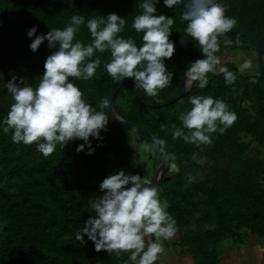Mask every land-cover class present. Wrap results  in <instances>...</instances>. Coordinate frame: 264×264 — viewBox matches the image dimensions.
<instances>
[{
  "label": "trees",
  "instance_id": "obj_1",
  "mask_svg": "<svg viewBox=\"0 0 264 264\" xmlns=\"http://www.w3.org/2000/svg\"><path fill=\"white\" fill-rule=\"evenodd\" d=\"M143 2L0 0V264H132L130 253L117 256L115 252H96L86 235V243L81 244L76 233L94 215L89 200L103 195L99 185L104 178L123 169L126 174H139L150 180V172L142 166L134 142H146L155 149L158 155L150 151L153 173L163 159V151L141 133L109 118L107 131L101 132L103 140L90 138L92 155L87 154V145L84 151H76L84 143L77 139L64 149L57 145L53 154L44 157L37 151L36 143H14L11 132H3L2 121L13 103L6 83L15 76L17 82L24 78L27 86L35 88L44 73L46 58L55 51L45 41L33 53L29 45L34 37L27 36L30 28H37L36 35L47 34L50 29H64L73 15H82L85 24L75 38L86 45L92 40L87 20L116 12L126 19L124 31L118 35L133 38L139 47L143 33H137L131 25L134 17L142 14ZM217 2L226 7L227 16L237 19L235 26H247L264 39V0ZM155 6V15L174 19L170 40L175 52L171 59H165L173 80L156 96L164 99L177 89L200 50L185 31L187 22L181 19L183 4L170 9L159 0ZM226 40L231 44H226ZM236 51L250 53L251 58L257 59V47L247 37L230 32L220 38L216 55L222 66L236 73L233 84H226L222 74L209 73V83L203 89L195 82L173 103L151 106L131 81L122 85L113 99L119 115L165 141L180 168L178 173H170L167 168L157 187L162 205L177 222V237L170 239L171 244L178 246L180 255L191 259L187 264H226L223 256L228 250L234 251V247L226 245L229 240L234 244H246L250 236L264 240V77L257 60L253 61L255 71L241 74L239 63L227 57V53ZM95 57L100 58L101 65L93 78L85 81L70 77L69 81L78 86L87 103L100 111L101 99H106L108 89L117 80L104 68L110 62V50L96 52ZM192 95L222 99L228 110L238 116L224 134L211 135L210 145L198 147L182 138L172 139L173 125L182 127L180 113L192 107ZM194 153L205 158V163H196L192 159ZM189 173L195 177L192 183H187Z\"/></svg>",
  "mask_w": 264,
  "mask_h": 264
},
{
  "label": "clouds",
  "instance_id": "obj_2",
  "mask_svg": "<svg viewBox=\"0 0 264 264\" xmlns=\"http://www.w3.org/2000/svg\"><path fill=\"white\" fill-rule=\"evenodd\" d=\"M158 2L144 0L140 4L142 14L134 17L132 28L143 33L139 47L133 38L118 35L124 31L126 19L116 12L87 20L92 40L86 45L75 38L80 26L85 24L82 15H73L64 29H50L47 34L36 35L37 28H30L27 36L34 37L29 45L33 53L45 41L55 51L46 58L44 73L35 88L27 86L24 78L17 82L15 76L6 83L13 103L2 121L3 132H11L16 144L36 143L37 151L44 157L53 154L57 145L64 149L77 139L84 143L76 151H84L87 145V154L92 155L90 138L103 140L101 132L107 131L109 112L104 109H109V101L102 98L98 105L101 110L97 111L83 99L82 91L69 78L85 81L93 78L101 65L99 57L93 58L95 53L110 50L111 59L104 68L112 79L131 78L148 97H155L159 90L167 88L174 75L165 64V59H171L175 52L174 42L170 40L174 19L155 15ZM163 3L170 9L183 4L185 11L181 19L187 22L185 31L205 57L195 60L185 70V88L199 82L198 86L203 89L209 83V73L222 74L226 84H233L236 73L222 66L216 53L220 50V37L234 28L237 19L227 16L226 7L217 0H163ZM225 43L231 44V41ZM252 67L253 60L245 59L238 65V71L243 74ZM189 103L190 110L179 115L182 127L173 125V140L182 138L185 143L198 147L210 145L213 133L224 134L238 119L222 99L192 95ZM144 148L150 150L147 144ZM192 159L198 164L205 163V158H198L195 153ZM167 168L170 173L180 171L174 156L167 162ZM186 179L192 183L195 177L189 173ZM99 189L103 195L89 200L94 215L76 233L77 241L85 244L86 235L96 252L106 251L109 255L115 252L117 256L130 253L128 259L132 264H155L164 255L161 238L170 240L178 232L176 220L158 197V187L144 176L126 174L120 169L104 178Z\"/></svg>",
  "mask_w": 264,
  "mask_h": 264
},
{
  "label": "water",
  "instance_id": "obj_3",
  "mask_svg": "<svg viewBox=\"0 0 264 264\" xmlns=\"http://www.w3.org/2000/svg\"><path fill=\"white\" fill-rule=\"evenodd\" d=\"M233 32L240 35H243L247 37L249 40H251L257 47V61L259 65L260 74L264 77V39L259 37L251 28L247 26H234L232 30H230L228 33ZM227 34V33H226ZM221 38V37H220ZM202 52L199 51L198 55L192 60L194 62L197 59H204ZM191 62V63H192ZM190 63V65H191ZM189 65V66H190ZM185 77L183 76L179 82V85L177 89L168 97L164 99H158L155 97H148L146 94H143L148 101V103L151 106H164L170 103H173L177 99L183 97L188 89L185 88ZM133 79L126 78L121 81H116L107 91L106 93V99L109 101V109L107 110L109 112V118L111 121H113L115 124L126 127L128 129L134 130L138 133H141L144 137L148 139L149 142L154 144L158 149H161L164 153L163 159L158 166V168L153 173L152 177L150 178V181L153 183V186H158L160 184V180L162 176L164 175L165 171L167 170V162L171 159V153L169 149L164 145L158 143V139L146 128L141 127L139 125L133 124L130 121L123 118L121 115H119L113 106V99L120 87L124 85L127 82H131ZM194 85V84H193ZM118 118V119H117ZM155 238L153 237V240ZM163 254H161L158 258V260L155 262V264H161L162 263Z\"/></svg>",
  "mask_w": 264,
  "mask_h": 264
},
{
  "label": "rangeland",
  "instance_id": "obj_4",
  "mask_svg": "<svg viewBox=\"0 0 264 264\" xmlns=\"http://www.w3.org/2000/svg\"><path fill=\"white\" fill-rule=\"evenodd\" d=\"M227 57L230 60L237 61L239 64H241L245 59H252L254 62L257 63L256 61L257 59L255 57L251 58L252 55L244 51L227 53ZM255 65L256 64L253 63V67L251 71H255ZM145 144L147 143L144 142L138 144L134 142L133 146L135 147V151L138 152L142 166L145 169H148V171L150 172V178H151L152 177L151 174L154 171L155 165H154V160L150 158V151H152L155 155L158 154L155 153L156 152L155 149L152 147V145L149 144L147 145L149 146L150 150L146 151L144 148ZM134 155L135 157H137L136 153ZM176 237L177 235H175L174 238ZM263 241L254 236H250L246 244L244 243L234 244L233 241L229 240V243L226 245H228V247L230 246L234 247V251L228 250L225 253V255L223 256L225 257L224 262L226 264H264V247L262 244L264 243ZM161 242L164 248V252H163L164 261L162 260L161 264H187L188 262H191L190 258L180 255L181 252L179 251L178 246L172 245L170 240L169 241L161 240Z\"/></svg>",
  "mask_w": 264,
  "mask_h": 264
},
{
  "label": "bare ground",
  "instance_id": "obj_5",
  "mask_svg": "<svg viewBox=\"0 0 264 264\" xmlns=\"http://www.w3.org/2000/svg\"><path fill=\"white\" fill-rule=\"evenodd\" d=\"M134 131V130H133ZM166 172V171H165ZM165 174V173H164ZM163 177V176H162Z\"/></svg>",
  "mask_w": 264,
  "mask_h": 264
}]
</instances>
